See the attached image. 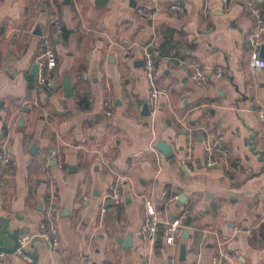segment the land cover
I'll return each instance as SVG.
<instances>
[{
  "label": "crops",
  "instance_id": "1",
  "mask_svg": "<svg viewBox=\"0 0 264 264\" xmlns=\"http://www.w3.org/2000/svg\"><path fill=\"white\" fill-rule=\"evenodd\" d=\"M174 1L185 7L178 17L136 11ZM246 1L0 0V149L16 158L0 166V246L13 243L3 231L7 218L10 230L24 231L23 242L36 239L26 247L36 264H167L173 249L174 264H264V171L250 145L254 139L264 152V70L249 66L264 42V0H252V12ZM44 33L57 56L50 85L35 81ZM196 64L208 70L203 86L191 78ZM151 87L159 91L153 109ZM114 181L122 201L112 206ZM183 212L190 224L170 247L164 225ZM150 213L160 228L146 239ZM43 220L58 228V245L39 237ZM0 264L31 262L18 251L0 254Z\"/></svg>",
  "mask_w": 264,
  "mask_h": 264
},
{
  "label": "built area",
  "instance_id": "2",
  "mask_svg": "<svg viewBox=\"0 0 264 264\" xmlns=\"http://www.w3.org/2000/svg\"><path fill=\"white\" fill-rule=\"evenodd\" d=\"M226 1V0H225ZM254 3L252 0H247L244 2V11L245 12H252L254 11ZM136 11L145 14V15H153L156 12L164 11L171 16L178 17L181 14L184 13L185 7L184 5L179 1H174L168 4H155L150 5L149 3H141L136 6ZM258 11V10H257ZM258 24L260 30H264V10H262L261 14L259 12L258 15ZM57 30L60 33V24H57ZM57 63V56L54 51L53 46L50 43V40L48 38V34L44 33L40 37L39 46L36 53V65L38 66V72L35 75V81L37 84L41 85H50V78L48 77V72H51L54 70L55 65ZM249 66L254 70L257 68H260L264 70V57H261L259 55V51H256L249 60ZM144 70L146 72V75L149 79V82H152L154 78V71L155 66L151 58H146L144 60ZM208 70L205 66L201 64H196L193 66L192 72H191V78L194 82H196L198 85H205L207 83L208 77H207ZM216 75H220L221 71L218 69L215 72ZM159 91L151 87L148 94V105L150 108H154L157 105V97H158ZM115 104L114 100L111 98H108L104 101V110L106 113H111L114 110ZM258 116L262 124L264 125V110H260L258 112ZM192 146V141L189 140L187 142V157L190 155V150ZM230 155L225 152L223 155L224 161L228 162ZM50 158L58 163L61 167H63L62 163V153L59 150H52L50 153ZM217 163L216 161H214ZM16 158L14 154L7 150L6 148L0 149V166H8L10 164H15ZM108 198L110 200V204L112 206H115L117 204H120L122 201V194L120 190V184L116 181L112 182L109 187L108 192ZM103 211H106V208H102ZM47 214L51 213V207L50 204L46 207ZM186 218V213L183 212L177 217L173 218L172 220L166 222L164 225V238L166 243L171 247L174 246L176 243V240L178 239V236L181 232V229L185 226L184 221ZM160 228V219L159 217L154 214L150 213L145 216V219L143 221L142 227H141V234L143 238L149 239L154 237L155 234H157L158 230ZM40 236L43 238L49 245L56 246L59 244V234H58V228L53 225H49L48 222L43 220L40 223ZM20 252V251H19ZM176 261V256L174 249L171 251L170 255L168 256L167 264H174ZM212 264H218L217 258H214Z\"/></svg>",
  "mask_w": 264,
  "mask_h": 264
},
{
  "label": "water",
  "instance_id": "3",
  "mask_svg": "<svg viewBox=\"0 0 264 264\" xmlns=\"http://www.w3.org/2000/svg\"><path fill=\"white\" fill-rule=\"evenodd\" d=\"M106 2V0H96V3L98 5H103ZM41 32L39 31L38 34H40ZM259 55L261 57H264V42H262L260 44V51H259ZM38 69V66L35 65L34 66V70L36 71ZM63 87H64V95L66 97H70L73 96L74 91L71 87V83H70V76L69 74H65L64 75V79H63ZM252 139V138H251ZM251 145V150L252 152L257 155V160L262 162V166L259 170L258 173H262L264 171V152L257 149L256 148V143L254 142V139L251 140L250 142ZM34 147V145L32 146ZM157 147L166 155L171 154L172 153V149L170 148V146L168 144H166L163 141H160L157 143ZM31 151H33V149H31ZM72 167V166H71ZM180 200L183 199V196H180L179 198ZM4 220L6 221L4 227H3V231L13 240L12 245L10 246H0V254L3 253H15L20 251L22 254H24L25 256H27L30 259L31 264H36V261L38 259V255L36 252H31L29 249H27V246L33 247L35 246L33 241H35V238H32L31 240L29 239L28 241L26 240V243L23 242L21 240V235L24 233V231L21 228H14L13 230H10L8 228V219L4 218ZM191 221V218L188 217L185 220V225H189ZM40 232V230H39ZM183 236L186 237L188 236V227H185L183 230ZM39 237L40 234H39ZM123 246H130L131 245V236L130 234L124 238ZM185 251H186V245L183 243L180 245V254H179V259H184L185 258Z\"/></svg>",
  "mask_w": 264,
  "mask_h": 264
}]
</instances>
